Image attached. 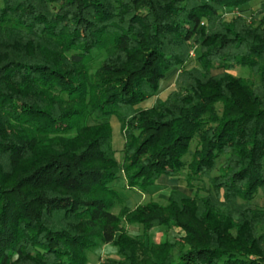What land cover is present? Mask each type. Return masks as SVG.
I'll return each instance as SVG.
<instances>
[{"label":"trees","instance_id":"obj_1","mask_svg":"<svg viewBox=\"0 0 264 264\" xmlns=\"http://www.w3.org/2000/svg\"><path fill=\"white\" fill-rule=\"evenodd\" d=\"M252 1L0 0V264H264V2L224 17Z\"/></svg>","mask_w":264,"mask_h":264},{"label":"rangeland","instance_id":"obj_2","mask_svg":"<svg viewBox=\"0 0 264 264\" xmlns=\"http://www.w3.org/2000/svg\"><path fill=\"white\" fill-rule=\"evenodd\" d=\"M262 2H264V0H253L249 6H246L242 9H237L234 11L226 12L224 17L227 21H230L231 19H233L237 16H242L247 21H249L251 14L259 8V6ZM195 57H196L195 52H193L191 54V59H190L189 63L186 65V67L195 66ZM244 71H246V70H244ZM244 71L235 70V71H232L231 73L234 75L244 76V75H246ZM178 72L179 71H177V70H172L171 72H169L167 74V77L161 83L160 94H159V96H161V98L166 97V95L170 91L178 89V84H179ZM213 73L216 74L219 72L215 71ZM147 106H149V104L144 105V107H147ZM109 123H110L111 131H112V148L114 150V158L117 162H120L122 159L123 138H122L121 133H120L119 123L115 117H112L109 120ZM193 146L194 145L192 144L191 147H193ZM216 174H217V171L214 172V175H216ZM182 178H183V176L180 175L179 179H177L179 181V183L174 188V190H178V191H180L186 195H190L192 193V190L188 189L185 186V184L183 183L184 180ZM120 180H118V183L116 184V186H117L116 188H118V186L121 182ZM205 184H206L205 187H207L206 181H205ZM155 190H156V187H152L150 189L151 193L147 192L145 194H141V193H134V192L129 193V192L121 189V194L124 197L126 206L132 210L138 204H144V203L149 202L150 200L164 204L168 198V196H166L167 195L166 192L168 190L167 191L164 190L163 192H156ZM201 194H204V192H202ZM250 205L252 208H264V199H262L260 196H257L251 202ZM117 211H118V209H116V208L113 210L114 213H116ZM141 230L142 229L140 226L128 227L129 234H131V235H136L137 233L140 234ZM180 237H181V233H179L177 230L167 231L166 229L155 227L148 234V242L149 243L150 242L159 243L160 241L167 239L171 243H174L177 240H179ZM102 247H100V248H98V249H96L93 252L88 254V263H90V264L91 263L92 264L99 263V260L103 259L104 257L116 259V257H114V255L116 256V252H117L115 247L110 246L111 248H113L115 250L114 254L111 252L104 251L102 249Z\"/></svg>","mask_w":264,"mask_h":264},{"label":"crops","instance_id":"obj_3","mask_svg":"<svg viewBox=\"0 0 264 264\" xmlns=\"http://www.w3.org/2000/svg\"><path fill=\"white\" fill-rule=\"evenodd\" d=\"M177 179H179V178H169V177H165V176H162V177H160L157 181H156V184L153 186V187H156V192H163L164 190H168L166 193H167V195L166 196H168V194H169V192L171 191V190H174V188L177 186V184L179 183V181L177 180ZM183 180H184V177L182 178ZM183 183L185 184V186H186V182H185V180L183 181ZM120 186H122V183L120 184ZM152 188V187H151ZM150 188V189H151ZM150 189H149V193H151V191H150ZM119 190V189H118ZM120 191V190H119ZM154 191V192H155ZM120 193H121V191H120ZM129 193H131V192H129ZM135 193V192H134ZM137 234H139V233H137ZM102 249L104 250V251H107V252H111V253H113L114 254V252H115V250L113 249V248H111L109 245H104L103 247H102ZM116 251H117V249H116ZM104 257V256H103ZM114 257H116V259L118 258L117 257V255L115 256L114 255ZM88 264H90V263H88ZM92 264V263H91ZM96 264H98V263H96Z\"/></svg>","mask_w":264,"mask_h":264}]
</instances>
